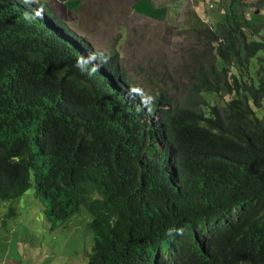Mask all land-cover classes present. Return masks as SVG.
<instances>
[{"label":"clouds","instance_id":"obj_1","mask_svg":"<svg viewBox=\"0 0 264 264\" xmlns=\"http://www.w3.org/2000/svg\"><path fill=\"white\" fill-rule=\"evenodd\" d=\"M136 1L117 6L115 0H107L102 9L109 21V26L103 22L109 29V45L118 43L110 52L101 51L71 27L84 21L78 8L81 0H9L7 19L0 23L5 72L25 76L40 60L43 49L53 50L43 80L27 100L35 125L30 142L53 156L57 166L72 167L66 174L44 177L41 164H29V184L16 194L11 192L10 177L0 173V201L12 202L4 217L17 215L14 204L33 180L35 201L45 205L43 215L50 229L71 222L93 234L92 239L83 236L82 251L67 252V241H62L57 254L65 264H177L175 256L185 252L194 238L201 236L202 244L209 239L207 225L199 217V205L195 203L185 211L177 208L160 181L176 185L183 179L178 175V156L169 133L172 102L159 101L153 95L161 88L147 92L138 85L118 52L121 26L128 29L131 42L143 50L159 43L156 24L165 20L168 6L156 7L161 12L157 17L135 7ZM128 7L127 25L115 21L114 12ZM204 11V7L195 8L197 15ZM83 13L95 20L92 9L84 8ZM151 62L136 64V73L145 84L153 79L147 78ZM149 69L154 70L153 76L157 73V68ZM52 113L76 127L77 145L60 149L49 142L47 146L43 137ZM50 201L68 207L69 214L54 220L48 208ZM17 244L20 256V249L26 248L33 260L38 257L35 246L26 239ZM45 248L49 250L50 243ZM204 257L206 262L194 255L204 264L216 261V251L206 247ZM44 262L60 264L53 259ZM5 263L19 262L5 259Z\"/></svg>","mask_w":264,"mask_h":264},{"label":"trees","instance_id":"obj_2","mask_svg":"<svg viewBox=\"0 0 264 264\" xmlns=\"http://www.w3.org/2000/svg\"><path fill=\"white\" fill-rule=\"evenodd\" d=\"M218 3L222 11L216 16L209 2L210 27L196 28L198 38H205L203 48H186L187 60L173 69L176 99L169 88L153 93L172 102L169 133L183 178L176 185L160 181L177 208L198 204L208 228L206 243L194 238L175 256L177 264H202L194 255L206 262V247L216 251V261L204 264H264V0ZM10 8L9 0H0V23ZM5 54L0 48V173L10 177L16 194L29 184V164H41L44 177L72 167L57 166L53 156L30 142L35 125L27 100L43 80L53 50L43 49L22 77L4 71ZM43 138L60 149L79 143L76 127L55 113ZM48 208L54 220L69 214L54 201Z\"/></svg>","mask_w":264,"mask_h":264},{"label":"rangeland","instance_id":"obj_3","mask_svg":"<svg viewBox=\"0 0 264 264\" xmlns=\"http://www.w3.org/2000/svg\"><path fill=\"white\" fill-rule=\"evenodd\" d=\"M74 1L77 2V0ZM81 1L82 3L78 8L84 21L76 22L74 25H71V27L77 32L84 34L93 45L102 48H98L101 51H114L118 43L116 45L114 43L109 45V29L103 24L105 21L109 26V21L102 11V9L107 6V0ZM134 1L135 0H115V3L117 6H122L126 2L132 4ZM145 1L146 0H137L135 2V7L148 10L149 13L159 17L161 14L159 8L153 7ZM229 1L230 0H225L226 3ZM214 2L219 6V0H215ZM84 8L86 10H93L95 13L94 21L84 16ZM130 10L131 7H128L126 10L114 12V20L123 25H127V15ZM168 14V11H165V20L156 24L158 33L156 39L161 40L162 43H157L152 49L147 51L135 46L134 43L131 42L132 39H129L127 28L124 26H121L120 28L121 38L118 52L121 59L126 61V66L132 79L147 92H153V90H157L164 86L171 88L170 86L174 82L172 79L173 69L178 70L181 67V64L187 60L184 50L186 48L191 50L192 45H196L197 48H203L201 41L205 38L204 36L201 40L198 38L196 28H200L204 25L210 27L209 22L199 24L195 8L191 6L190 9H188L187 4H185L178 12V27H169V24H177V22L175 21L174 14ZM172 35H174L173 38L171 37ZM114 36L115 33L113 34L112 39ZM177 36H179V38H177ZM159 51L161 52V55H159ZM149 60L152 62L147 69V78L151 79L153 77V79L152 81H149L148 84H145L141 77L136 73V64L141 61L148 62ZM149 68H157V73L153 76L154 70ZM35 193L36 188L33 180H31V186L29 189L26 190L20 197L19 201L14 204L17 209V215L10 219L7 217L5 218L4 214L7 212V208L12 202L0 201V252H3L2 257L5 259L17 260L19 264H45L44 261L50 259H53L54 262L65 264L57 254L62 241H67L65 245V250L67 252H72L76 249L82 251L83 236L86 235L89 239H92L93 234L86 228H76L71 222H66L54 230L50 229L51 226L46 222L43 215L45 205L42 204V202L35 201ZM3 207H5V209L1 211ZM20 239H26L30 244L34 245V250L38 253V257L33 260L30 252L26 248L20 249L22 254V256H20L17 244V241ZM47 243H50L51 251L50 249L46 250L45 244ZM5 259L0 260V264H6ZM81 264H85V261H82Z\"/></svg>","mask_w":264,"mask_h":264},{"label":"crops","instance_id":"obj_4","mask_svg":"<svg viewBox=\"0 0 264 264\" xmlns=\"http://www.w3.org/2000/svg\"><path fill=\"white\" fill-rule=\"evenodd\" d=\"M215 0H146L145 2H147L149 5L153 6V7H161L163 5L168 6L167 10L168 12L172 13L175 15V17H178L177 20V27L179 26V16H178V12L180 11V9L187 4V8L190 9L191 6H193L194 8H196V6L198 7H204L205 11L202 14H198L197 15V20L199 21V24L205 23V22H209L208 21V16L211 14V9H210V4L209 2L213 3V12L218 15L221 14L222 9L220 8V6L216 5V2H214ZM222 1V3L228 5L230 3V1L228 3L225 2V0H219ZM248 2H251L253 0H247ZM144 13L147 14H152L149 13L148 10H145ZM174 17V18H175ZM172 38L174 37V35L171 36ZM177 38H179V36H177ZM157 42L162 43L161 40H157Z\"/></svg>","mask_w":264,"mask_h":264}]
</instances>
